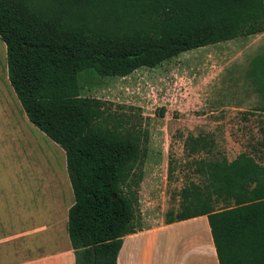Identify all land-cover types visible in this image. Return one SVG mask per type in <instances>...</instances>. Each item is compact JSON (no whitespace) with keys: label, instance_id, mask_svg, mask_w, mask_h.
Returning a JSON list of instances; mask_svg holds the SVG:
<instances>
[{"label":"trees","instance_id":"obj_1","mask_svg":"<svg viewBox=\"0 0 264 264\" xmlns=\"http://www.w3.org/2000/svg\"><path fill=\"white\" fill-rule=\"evenodd\" d=\"M263 32L264 0H0L11 85L30 122L66 154L76 264H119L123 238L143 229L134 220L146 156L136 132L103 123L108 102L84 95L80 74L125 77ZM257 65L264 73V52L249 74ZM249 113L259 117L250 149L233 160L195 159L205 183L182 188L180 210L165 218L208 215L220 264H264V106ZM190 141L195 153L214 150L213 138Z\"/></svg>","mask_w":264,"mask_h":264},{"label":"rangeland","instance_id":"obj_2","mask_svg":"<svg viewBox=\"0 0 264 264\" xmlns=\"http://www.w3.org/2000/svg\"><path fill=\"white\" fill-rule=\"evenodd\" d=\"M262 45V34L240 37L125 77L94 70L80 74L83 94L108 102L103 123L136 132L146 149L135 227L161 223L169 209L180 210L182 188L205 183L195 159L226 155L233 160L250 149L252 137L259 135V117L249 112L259 99L254 87L264 93V73L259 64L256 73L248 69ZM189 135L213 138V152H193ZM0 195V264L30 256L31 243L53 226L60 232L74 203L65 151L28 119L10 82L1 36Z\"/></svg>","mask_w":264,"mask_h":264},{"label":"crops","instance_id":"obj_3","mask_svg":"<svg viewBox=\"0 0 264 264\" xmlns=\"http://www.w3.org/2000/svg\"><path fill=\"white\" fill-rule=\"evenodd\" d=\"M261 34L264 35V32ZM262 52L264 45L255 56ZM254 89L259 94L258 103L254 107L264 106V98L255 87ZM68 211L60 232H55L60 226H53V231L51 230L47 236H42L38 238L39 241L31 243L30 256L9 264H76L67 230ZM118 262L119 264H220L206 214L172 223H166L164 220L157 225L126 235L123 238Z\"/></svg>","mask_w":264,"mask_h":264}]
</instances>
